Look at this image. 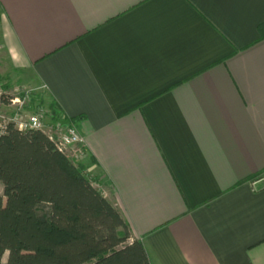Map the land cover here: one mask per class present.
I'll return each instance as SVG.
<instances>
[{"label":"crops","instance_id":"obj_1","mask_svg":"<svg viewBox=\"0 0 264 264\" xmlns=\"http://www.w3.org/2000/svg\"><path fill=\"white\" fill-rule=\"evenodd\" d=\"M262 24L264 0H0V76L75 120L151 264H264Z\"/></svg>","mask_w":264,"mask_h":264},{"label":"trees","instance_id":"obj_2","mask_svg":"<svg viewBox=\"0 0 264 264\" xmlns=\"http://www.w3.org/2000/svg\"><path fill=\"white\" fill-rule=\"evenodd\" d=\"M259 32L264 38V24ZM52 107L69 119L56 101ZM0 181V264H151L84 166L41 130L10 124L0 135Z\"/></svg>","mask_w":264,"mask_h":264},{"label":"built area","instance_id":"obj_3","mask_svg":"<svg viewBox=\"0 0 264 264\" xmlns=\"http://www.w3.org/2000/svg\"><path fill=\"white\" fill-rule=\"evenodd\" d=\"M22 103L20 98L13 97L0 87V135L7 131L10 124L20 131L41 130L60 152L75 164H80L87 156V143L77 124L69 119H60L48 125L44 122L42 113H24L22 105L12 113L5 111L10 105Z\"/></svg>","mask_w":264,"mask_h":264},{"label":"rangeland","instance_id":"obj_4","mask_svg":"<svg viewBox=\"0 0 264 264\" xmlns=\"http://www.w3.org/2000/svg\"><path fill=\"white\" fill-rule=\"evenodd\" d=\"M4 76V75H3ZM10 77L0 76V87L13 97L20 98L22 104L10 105L5 108L7 113H12L21 105L24 113L40 112L43 114L44 122L48 125L54 123V121L65 119L60 114H55L53 111V104L55 100L47 94L44 87L33 88L27 86L22 80H12ZM75 123V122H74ZM80 163L79 165H81ZM0 195H4V186L0 181ZM7 259V254L4 256V260Z\"/></svg>","mask_w":264,"mask_h":264}]
</instances>
